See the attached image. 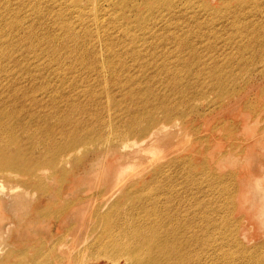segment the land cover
<instances>
[{"label":"bare ground","instance_id":"1","mask_svg":"<svg viewBox=\"0 0 264 264\" xmlns=\"http://www.w3.org/2000/svg\"><path fill=\"white\" fill-rule=\"evenodd\" d=\"M104 2H111L107 10L103 9ZM3 3L6 5L1 6ZM176 7L172 0H0V71H3L0 73V264H94L99 261L102 264H213L209 263L213 236L208 227L212 226V230L220 227L210 218L214 207L207 201L204 185L213 180L214 174L205 164L191 166L190 155H177L176 133L168 126L175 113L181 117L176 111L186 96L181 80L170 78L167 86L162 80L141 83L138 78H130L128 83L135 88L124 102L125 106L130 104L128 119L117 127L114 122L116 128L110 135H102L98 126L78 134L77 122L71 120L38 124L40 118L54 119L73 103L61 104L49 99L50 103L45 102L49 113L41 114L43 100L38 98V92L43 87L33 84V73H30L38 71L39 64L26 65L12 56L16 49L37 52L47 47L48 55L64 50L76 61L80 57L79 49H87L77 42L96 37L110 55H133L138 59L142 51L138 54L135 42H152L157 36L151 32L149 39L147 34L140 36L128 29L146 19L152 24L155 18V25L162 23L168 28ZM164 14L169 18L163 20ZM120 26L127 28L123 36L134 35V39L123 42L115 29ZM39 30L54 34L45 39ZM28 39H37V45ZM96 52L94 48L87 54L93 56ZM58 64V60L48 58L42 68ZM82 67L94 69L95 63L87 60ZM155 68L166 69V60H161ZM61 70L55 67L52 72ZM16 72L21 74H9ZM156 86L164 92L157 95L153 92ZM108 97L110 102L97 106L102 114L119 105L110 93ZM159 112L163 116L157 118ZM85 141L93 148L82 152L80 147ZM42 149L46 150L44 154L40 152ZM79 152L93 153L95 162L105 163L102 180L110 182L108 191L80 190L70 195L73 198L60 199L62 194L45 187L41 175L47 166L57 176H65L66 168L77 161L74 153ZM148 157L153 162H145ZM180 161L189 164L188 170L182 171V186L171 177L175 171L170 169H178ZM196 188L203 195L201 200L194 196ZM260 191L259 204L253 205L250 208L253 211L246 216L256 234L264 229V193ZM249 198L248 194H239V207ZM231 200L227 195L224 203L228 205ZM82 202L88 203V218L83 226L86 233L71 248L51 252L64 235L71 234L73 226L66 225L62 226L61 235L33 240L19 239L18 235L19 245L11 243L14 232L9 231L11 223L21 228L28 221L25 234L33 238L36 231L31 228L32 223H49L48 232L57 229L61 220ZM192 204L193 211L189 207ZM230 213L228 209L225 217H230ZM6 214L10 221L4 220ZM240 232L246 237L243 230ZM231 235L214 244L213 251L221 255L223 244L227 246L232 239L240 245L234 233ZM85 251L86 262H83L80 254ZM12 258L16 259L15 263ZM227 264H264V244L253 247L240 259L230 254Z\"/></svg>","mask_w":264,"mask_h":264},{"label":"rangeland","instance_id":"2","mask_svg":"<svg viewBox=\"0 0 264 264\" xmlns=\"http://www.w3.org/2000/svg\"><path fill=\"white\" fill-rule=\"evenodd\" d=\"M172 1L177 7L172 25L168 28L162 23L155 25V18L152 24L146 19L141 25L128 29H133L140 36L147 34L149 39L151 32L157 36L152 42H135L138 54L142 51L138 59L133 58V55H110L96 37L77 42L87 49H79L80 57L76 61L74 56H69L64 50H56L48 55L47 47L37 52L16 49L12 56L26 65L39 64V70L30 73H33V84L43 87L38 92V98L43 100L39 110L41 114L49 113L45 105L49 99H55L61 104L73 103L54 119L40 118L38 124L44 126L50 121L58 124L71 120L77 122L78 134L98 126L102 135H110L123 120L128 119L127 107L130 104L125 106L124 102L128 101V94L135 88L128 83L130 78H138L141 83L162 80L167 86L170 85V78L181 80V86L186 91L185 99L176 110L181 117L175 113L168 121V126H172V131L176 133L177 155H190L191 166L205 164L207 170L214 174L213 180L204 185L207 201L214 207L210 218L213 224L217 223L220 227L218 230L208 227V232L213 236L209 263L227 264L230 254L238 255L240 259L253 247L264 244V229L256 234L246 219L248 212L253 211L250 208L259 204L258 191L263 190L260 192L264 193V0ZM93 4L97 6L95 1ZM11 5L15 6V3ZM110 6L111 2L103 3L104 10ZM53 10L56 11V8ZM162 11L167 14L165 10ZM165 14L161 15L163 20L168 17ZM124 27L115 28L117 35L123 42L134 39V35L123 36V32H127ZM39 32L45 35V39L54 34L43 30ZM159 36H164V39ZM36 40L28 39V42L37 45ZM61 46L62 43L57 47ZM94 48L97 49L96 54L89 56L88 51ZM120 49L116 48L118 51ZM48 58L58 60L59 64L42 68ZM163 59L166 60L167 68L156 69L155 65ZM87 60L94 61V69L82 67ZM108 65L113 68L109 69ZM140 66L145 69L141 71ZM55 67L62 70L59 73L52 72ZM186 82L189 83L188 87L185 86ZM153 92L160 95L164 90L156 86ZM108 93L119 105L102 114L103 111L97 106L110 102ZM137 106L141 107L142 104ZM156 116L160 118L163 114L159 112ZM190 123L193 125L190 126ZM85 142L80 147L82 152L93 148L88 146V141ZM45 151L42 149L40 152L44 154ZM82 152L74 153L77 161L66 168L65 176L59 177L45 166L44 174L41 175L42 182L45 187L60 192V199L80 190L90 191L94 188L108 191L110 182L102 180L105 163L102 160L95 162L93 153ZM149 160L153 162L152 157H148L145 162ZM188 168L189 164L182 161L178 169L170 168L175 171L171 177L176 178L177 185L182 186V171ZM198 191L196 188L194 196L201 200L203 195ZM239 194L250 196L241 202L242 208L237 199ZM227 195L232 198L228 205L224 203ZM87 206V202H82L74 207L61 220L60 226L49 232V223H32L31 228L36 231L33 238L25 234L28 221H24L21 228L11 223L9 231H14L11 243L19 245L16 239L18 235L19 239L25 240L61 235L64 232L62 226L66 225L73 226L71 234L64 235L51 252L71 248V244L86 233L83 226L88 218ZM189 207L192 211L195 209L193 204ZM228 209L231 211L230 217H225ZM257 210L255 208L258 213ZM4 217L5 221H10L7 214ZM241 230L246 237L241 234ZM231 233H234L240 245L232 239L227 246L223 244V253L218 255L213 251L216 246L214 244L220 243L222 238L225 241L228 236H232ZM86 255L87 251L80 254L83 262H86ZM12 262L15 263L16 259L12 258ZM94 264H102V261Z\"/></svg>","mask_w":264,"mask_h":264}]
</instances>
